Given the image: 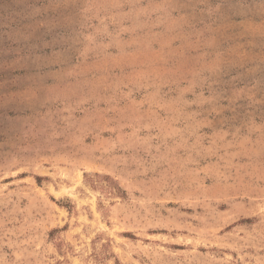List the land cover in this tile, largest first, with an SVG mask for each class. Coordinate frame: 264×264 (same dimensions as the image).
Returning <instances> with one entry per match:
<instances>
[{
    "label": "rangeland",
    "instance_id": "1",
    "mask_svg": "<svg viewBox=\"0 0 264 264\" xmlns=\"http://www.w3.org/2000/svg\"><path fill=\"white\" fill-rule=\"evenodd\" d=\"M0 264H264V0H0Z\"/></svg>",
    "mask_w": 264,
    "mask_h": 264
}]
</instances>
